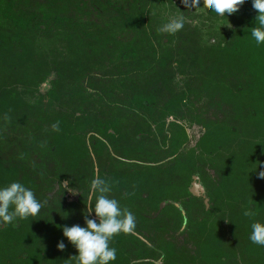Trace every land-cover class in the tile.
Listing matches in <instances>:
<instances>
[{
    "label": "rangeland",
    "instance_id": "1",
    "mask_svg": "<svg viewBox=\"0 0 264 264\" xmlns=\"http://www.w3.org/2000/svg\"><path fill=\"white\" fill-rule=\"evenodd\" d=\"M115 2L129 22L98 0H63L46 7L63 23L0 44V186L20 181L43 203L36 217L0 225V264H75L77 249L64 240L59 250L55 234L84 225L96 175L136 217L111 242L114 264H264L243 215L252 204L264 222V84L244 63L230 72L222 50L243 41L252 0L224 17L203 0ZM179 15V32L159 31ZM43 103L53 116L41 125ZM65 180L80 192L63 191Z\"/></svg>",
    "mask_w": 264,
    "mask_h": 264
},
{
    "label": "clouds",
    "instance_id": "2",
    "mask_svg": "<svg viewBox=\"0 0 264 264\" xmlns=\"http://www.w3.org/2000/svg\"><path fill=\"white\" fill-rule=\"evenodd\" d=\"M199 2V0H198ZM207 8L218 16L236 13L246 0H203ZM252 7L257 10L255 27L251 36L257 45L264 44V0H252ZM186 20L183 15L170 18L159 29L169 35L179 32ZM53 127H57L54 125ZM258 177L264 179V170L258 172ZM63 191L75 195L80 192L71 187L70 182H62ZM112 182L99 175L94 176L88 186L84 225L74 224L63 226V236L76 249L75 264H114L117 250L111 246L114 237L124 233L130 234L136 227L135 215L126 207H122L120 200L110 195ZM127 195V194H126ZM43 203L36 197L35 192L20 181H12L0 186V225L7 226L29 217H36ZM243 215L252 219L249 239L253 244L264 246V222L256 220L258 212L254 205L249 204L243 210ZM59 250H64V240L57 243Z\"/></svg>",
    "mask_w": 264,
    "mask_h": 264
},
{
    "label": "trees",
    "instance_id": "3",
    "mask_svg": "<svg viewBox=\"0 0 264 264\" xmlns=\"http://www.w3.org/2000/svg\"><path fill=\"white\" fill-rule=\"evenodd\" d=\"M63 0H30V7L29 9H31L32 7H35L33 11L31 10H24L22 8H20L18 6V0H0V44L3 41V39L5 37H9L11 36L10 33H17V35H22L24 34L26 31H28L31 28H39V29H46L50 23L54 20L63 23L64 20L66 19V16H63L62 14H54V13H50L47 11L46 7H52V6H59L61 7V2ZM99 4H101V6L103 7H110L111 10H113V12L116 15L121 16L120 18H123V21H119V25L124 23L129 22L131 19L130 17L127 15V13L124 12L123 9H121L120 7H118L117 3L115 2V0H98ZM48 4V5H47ZM139 8H141V14H143V12H145V14L147 13L146 8H142L144 7L145 4H140L139 3ZM247 10L244 7L240 10L243 14L244 11ZM253 11H256L255 9H253ZM247 12V11H246ZM258 15V12L255 14L254 12H252L251 14H249L247 17L249 18L248 20L253 21V23L251 24L250 28H248V30L244 33H242L241 35V39H243V41L239 42V44H237L235 47L233 46L231 49L229 47H225L224 49H222L223 55L225 60L227 61L226 63L228 64L229 67H227L228 69H230V72L233 68V65L237 66V68L242 67L243 63L245 64V66L249 69V73L251 74V77H256L260 79V83L264 84V74H262V72L264 71V44H260L257 45L254 38L251 36V30L252 27H255V17ZM145 21H142L141 23H143ZM243 32V31H242ZM151 37V35L149 34L148 38ZM155 43L152 44L150 46L154 47ZM251 48V52L249 51V49ZM246 51H249L246 52ZM149 54L152 56H156L158 55V48L156 47L155 49L151 51H149ZM232 57L236 60L234 61L232 64H230L229 62L231 61ZM156 60V57H155ZM154 66V65H153ZM239 76H242L240 74H238ZM215 80L214 77L212 76V81ZM216 82H213V84H215ZM219 85L222 87V83H219ZM244 83L241 81H238L236 84V89L235 92L238 93H244V90H241V88L243 87ZM244 91V92H243ZM227 92L232 93L231 90H227ZM52 93V91L50 92ZM264 94V88L261 91V95L263 96ZM140 101H148L150 102L149 99L147 98H143L140 97L139 98ZM263 101V97L261 99H259V104L261 106L264 107V102L262 104ZM259 106L260 108H258V110H255L256 113H252V116L257 117V118H261V112L260 109H262L263 107ZM48 105L43 103L42 105H40V114L38 115V119L40 120V124H44L45 122H47L46 118L49 115H52L49 111H48ZM53 116V115H52ZM24 122L27 121V119L23 120ZM59 122L61 124L65 123V121L63 120H59ZM68 122H66V127H70L69 124H67ZM179 125V124H176ZM231 127L232 125H228L227 129L228 131H231ZM1 156V153H0ZM12 175V174H11ZM194 187V186H192ZM14 224V223H13ZM55 237H58L60 240H67V238H65L63 236V233L61 234V236H58L55 234ZM2 245H7L8 242L6 240H3L0 242ZM34 251H27L25 252V257H24V261L25 263H27L30 259L28 256H33ZM221 257L223 258L224 256L221 255Z\"/></svg>",
    "mask_w": 264,
    "mask_h": 264
},
{
    "label": "flooded vegetation",
    "instance_id": "4",
    "mask_svg": "<svg viewBox=\"0 0 264 264\" xmlns=\"http://www.w3.org/2000/svg\"><path fill=\"white\" fill-rule=\"evenodd\" d=\"M192 186H194V185H192Z\"/></svg>",
    "mask_w": 264,
    "mask_h": 264
}]
</instances>
